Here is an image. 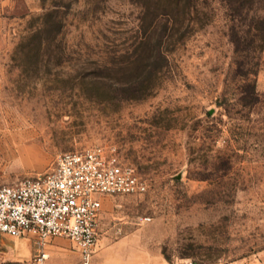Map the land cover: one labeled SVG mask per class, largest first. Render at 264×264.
I'll list each match as a JSON object with an SVG mask.
<instances>
[{
	"label": "rangeland",
	"instance_id": "rangeland-1",
	"mask_svg": "<svg viewBox=\"0 0 264 264\" xmlns=\"http://www.w3.org/2000/svg\"><path fill=\"white\" fill-rule=\"evenodd\" d=\"M143 5L0 0V186L103 148L148 189L105 198L98 249L146 264H259L264 0H201L150 95L132 100Z\"/></svg>",
	"mask_w": 264,
	"mask_h": 264
},
{
	"label": "built area",
	"instance_id": "built-area-1",
	"mask_svg": "<svg viewBox=\"0 0 264 264\" xmlns=\"http://www.w3.org/2000/svg\"><path fill=\"white\" fill-rule=\"evenodd\" d=\"M147 189L136 168L103 148L66 153L49 174L0 186V235L34 239L35 264L51 258L47 248L54 239L70 241L82 264H92L105 198Z\"/></svg>",
	"mask_w": 264,
	"mask_h": 264
},
{
	"label": "trees",
	"instance_id": "trees-1",
	"mask_svg": "<svg viewBox=\"0 0 264 264\" xmlns=\"http://www.w3.org/2000/svg\"><path fill=\"white\" fill-rule=\"evenodd\" d=\"M143 14L141 20L143 33L140 50L134 63L137 71L145 73L127 85L132 100L144 99L150 95L153 88L152 73L163 71L169 65V55L165 45L180 32L186 21L198 11L201 0H142ZM166 20L158 35H154L160 20ZM180 27V28H179ZM181 37L187 36L184 32ZM254 92H252L253 98Z\"/></svg>",
	"mask_w": 264,
	"mask_h": 264
},
{
	"label": "crops",
	"instance_id": "crops-1",
	"mask_svg": "<svg viewBox=\"0 0 264 264\" xmlns=\"http://www.w3.org/2000/svg\"><path fill=\"white\" fill-rule=\"evenodd\" d=\"M65 239H54L48 245V252L51 254V258L45 262V264H82V259L70 241L71 249L66 247L68 244L63 241ZM10 241L11 245L4 246L3 242ZM99 247V246H98ZM96 249L92 264H146L144 260H129L125 259L123 254L119 257L118 253H115L118 247L112 249ZM38 248L34 239L31 238H10L0 235V259L2 262H8L11 264H29L34 261ZM117 254L113 260L109 258ZM119 257V258H118ZM113 258V257H112ZM259 264H264V253L261 254V261ZM159 264H167L166 262H159Z\"/></svg>",
	"mask_w": 264,
	"mask_h": 264
}]
</instances>
